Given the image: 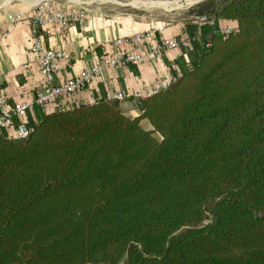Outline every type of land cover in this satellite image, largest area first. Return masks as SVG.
I'll use <instances>...</instances> for the list:
<instances>
[{
  "label": "trees",
  "instance_id": "16d2710c",
  "mask_svg": "<svg viewBox=\"0 0 264 264\" xmlns=\"http://www.w3.org/2000/svg\"><path fill=\"white\" fill-rule=\"evenodd\" d=\"M194 8L137 114L66 96L0 132V264H264V0Z\"/></svg>",
  "mask_w": 264,
  "mask_h": 264
},
{
  "label": "crops",
  "instance_id": "0c3cea01",
  "mask_svg": "<svg viewBox=\"0 0 264 264\" xmlns=\"http://www.w3.org/2000/svg\"><path fill=\"white\" fill-rule=\"evenodd\" d=\"M5 1L10 0H0V4L6 3ZM48 2L54 8L64 7L57 1ZM18 8L21 7L16 5L0 10V85L6 89L8 103L29 98L42 85L37 64L32 61L30 52L28 21L24 18L17 20L8 18ZM84 9L81 24H75L62 30L53 25H47L40 31L45 46L60 48L70 56L68 62L59 60L60 67L54 74L55 81L70 78L93 62L94 57L97 56L96 48L104 54L113 51L114 48L107 40L115 36L129 35L146 28L159 26L158 23L135 22L136 20L127 13H106L97 6L94 8L84 7ZM141 25L145 28H142ZM178 34H184V25L175 22L163 27L156 37H170ZM181 53L182 49L166 51L160 58L149 64L105 67L102 70L101 78H93L86 88L76 92L69 99L67 97L62 102L54 100L44 105V109L54 108L59 101L67 105L90 102L115 91H122L128 95L145 92L157 86L168 70H178L175 60ZM182 56L185 58L186 55ZM26 63H29V66H25ZM118 102L119 107L126 115L137 114L138 111L132 99L127 98Z\"/></svg>",
  "mask_w": 264,
  "mask_h": 264
},
{
  "label": "built area",
  "instance_id": "2783aa9c",
  "mask_svg": "<svg viewBox=\"0 0 264 264\" xmlns=\"http://www.w3.org/2000/svg\"><path fill=\"white\" fill-rule=\"evenodd\" d=\"M84 12V8L70 5L54 8L49 2L43 0L27 9H15L13 14L8 17L11 20L24 18L28 21L30 26V52L32 61L37 64L42 78V85L29 98L14 103H8L6 89L0 85V132L6 130L7 138H25L32 130V126L24 122V115L27 111L36 105H46L55 98L71 96L81 91L90 84L93 78H101L103 68L149 64L151 61L160 58L166 51L182 49L188 46L190 42L187 34L156 37V34L163 28L161 25L129 35L115 36L107 40L114 48L113 51L94 57L93 62L70 78L55 81L54 74L60 67L59 60L68 62L70 56L60 48L45 46L40 31L47 25H53L62 30L75 24H81ZM196 20L200 23L213 25V32L218 35H226L234 30L233 26L217 23L212 18H207L204 15L198 16ZM196 36H198L197 33ZM204 45L207 46V43ZM25 66H29V63H26ZM178 75V70H168L157 86L145 92L128 95L122 91H115L107 97L117 101L127 98L132 100L144 98L157 89L169 86Z\"/></svg>",
  "mask_w": 264,
  "mask_h": 264
},
{
  "label": "rangeland",
  "instance_id": "374dc122",
  "mask_svg": "<svg viewBox=\"0 0 264 264\" xmlns=\"http://www.w3.org/2000/svg\"><path fill=\"white\" fill-rule=\"evenodd\" d=\"M43 0H10L6 3L0 4V10L5 8H9L12 6H18L27 8L29 5L36 4ZM50 1H57L61 3L63 6H74V7H82V8H94L95 6L99 7L103 12L114 14H129L131 15L135 22H143V23H158L159 25L165 27L170 23L180 22L183 23L187 22L188 18L194 15L195 8L188 10V7L194 5L192 3L190 5L184 4L185 0H138L144 1L146 5L143 6H134L130 5L127 0H80V1H73V0H47ZM103 1V2H102ZM161 1V2H160ZM199 1V0H198ZM96 2H102L97 4ZM181 4L180 7H174V3ZM150 3H155L156 5H149ZM167 3V5H164ZM143 26V25H141ZM147 27V26H146ZM142 28H145L144 26ZM150 28H146L147 30ZM143 31V30H142ZM120 108V107H119ZM121 109V108H120ZM122 110V109H121ZM123 111V110H122ZM124 112V111H123ZM130 116V115H128ZM141 125L145 128L149 127L146 120H141Z\"/></svg>",
  "mask_w": 264,
  "mask_h": 264
},
{
  "label": "bare ground",
  "instance_id": "6f19581e",
  "mask_svg": "<svg viewBox=\"0 0 264 264\" xmlns=\"http://www.w3.org/2000/svg\"><path fill=\"white\" fill-rule=\"evenodd\" d=\"M73 1H79V0H73ZM198 1V0H195V2ZM127 2L130 4V5H134V6H143V5H146L144 1H138V0H127ZM194 3L193 0H185L184 4L186 5H190ZM149 5H156L155 3H150ZM164 5H167V3H164ZM174 7H180L182 6L181 4H178L177 2L173 4Z\"/></svg>",
  "mask_w": 264,
  "mask_h": 264
},
{
  "label": "water",
  "instance_id": "95a60500",
  "mask_svg": "<svg viewBox=\"0 0 264 264\" xmlns=\"http://www.w3.org/2000/svg\"><path fill=\"white\" fill-rule=\"evenodd\" d=\"M199 1H202V0H199ZM199 1H196V2H194V3H197V2H199Z\"/></svg>",
  "mask_w": 264,
  "mask_h": 264
},
{
  "label": "clouds",
  "instance_id": "9594fccd",
  "mask_svg": "<svg viewBox=\"0 0 264 264\" xmlns=\"http://www.w3.org/2000/svg\"><path fill=\"white\" fill-rule=\"evenodd\" d=\"M193 2H195V0H193Z\"/></svg>",
  "mask_w": 264,
  "mask_h": 264
}]
</instances>
